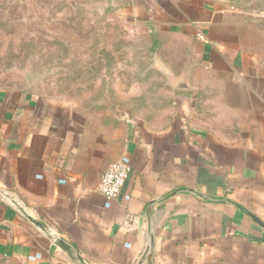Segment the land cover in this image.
Listing matches in <instances>:
<instances>
[{"label": "crops", "instance_id": "0c3cea01", "mask_svg": "<svg viewBox=\"0 0 264 264\" xmlns=\"http://www.w3.org/2000/svg\"><path fill=\"white\" fill-rule=\"evenodd\" d=\"M109 2L191 44L186 67L135 116L0 85V264H264V4Z\"/></svg>", "mask_w": 264, "mask_h": 264}, {"label": "rangeland", "instance_id": "374dc122", "mask_svg": "<svg viewBox=\"0 0 264 264\" xmlns=\"http://www.w3.org/2000/svg\"><path fill=\"white\" fill-rule=\"evenodd\" d=\"M155 34L109 0H0V85L67 101L95 94L133 116L152 112L156 87L186 67L191 48Z\"/></svg>", "mask_w": 264, "mask_h": 264}, {"label": "built area", "instance_id": "2783aa9c", "mask_svg": "<svg viewBox=\"0 0 264 264\" xmlns=\"http://www.w3.org/2000/svg\"><path fill=\"white\" fill-rule=\"evenodd\" d=\"M203 38L202 35H199ZM130 159L128 156H122L118 160L110 163L100 177L98 184L99 193L107 200L116 198L124 185V182L130 171Z\"/></svg>", "mask_w": 264, "mask_h": 264}]
</instances>
